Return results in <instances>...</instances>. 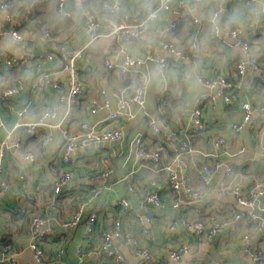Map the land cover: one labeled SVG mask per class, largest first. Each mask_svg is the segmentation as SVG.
Returning a JSON list of instances; mask_svg holds the SVG:
<instances>
[{"label":"crops","instance_id":"0c3cea01","mask_svg":"<svg viewBox=\"0 0 264 264\" xmlns=\"http://www.w3.org/2000/svg\"><path fill=\"white\" fill-rule=\"evenodd\" d=\"M23 4L26 0H20ZM115 0H107L112 2ZM129 12L141 15L145 9L155 0H118ZM178 0H173L169 10L162 12L154 25L166 26L176 20L179 12L186 15L187 20L181 23L177 29L176 39L181 49H186L189 43L195 39L199 44V54L196 60L175 59L167 51L160 47V35L152 28L140 39L121 45L116 35H105L91 40L89 31L80 15V7L76 0L69 1V8L73 13V19H56L55 3L51 0L44 5L37 6L29 23L17 28L25 33V40L19 47H14L6 39L0 38V49L7 50L15 57L38 55L42 51L53 54V60L43 63L40 71H36L33 61L27 65L7 68L0 65V92L16 78H22L26 88L17 97L4 99L0 103V116L3 125L0 127V140L17 132L15 110L27 105L29 112L24 117L30 122L37 118L42 109L52 103H57L60 108L54 119V123L74 133L78 130V123L88 121L90 126L100 128L107 124V109H97L91 113L92 106L98 101L99 89L108 91H121L123 86L130 84L127 77L104 67V57H109L124 48L131 54L150 56L141 66V71L148 77L146 89V101L144 107L131 104L117 122L121 127L123 136L113 143H93L86 148L75 152L76 161L72 169L73 189L71 192L77 195L74 200L68 193L64 196H55L51 193V182L58 176L63 167L60 162L61 151L59 145L62 142L60 127H40L36 134L24 140V148L36 155V162L32 165L21 163L17 153L10 149L3 162V175L10 183L7 191L0 193V239L5 235L11 236L14 246L11 251L17 252L16 259L19 264H41L37 262L29 249L28 226L24 224L22 213L28 215L36 211L39 206L44 209L50 222L56 229L55 235L47 237L42 243L45 247V260L43 264H138L140 257L121 242H116V249L120 250L125 260L117 263L113 260L106 261L99 254H90L82 262L76 255L77 247L86 244L85 228L79 223L72 230H63L60 222L66 219L74 209V202L88 192V187L93 182L90 178H81L82 173L94 172L103 166H108L111 175L102 183H94L101 186V191L94 203L105 207L100 214V222L106 224L108 219L115 215L117 198L125 196L128 176L135 185L142 189H160L164 195V204L160 208L151 206L139 207L136 196H131L132 206L144 213L152 212L151 223L152 238L142 237L144 243L149 244L159 264H163L164 256L171 248H176L180 243L188 245V251L183 254L181 261L184 264L192 259L195 264H256L244 251L242 235L250 237L249 244L258 251L264 252V228L257 222L248 219L235 220L233 211L246 208L237 204L235 198L230 195H222L217 186L223 179V173L227 167L235 171V182L246 191L248 187L255 185V181L264 185V84H260L251 77L249 66H246L245 75H239L235 68L237 57L247 58L240 46L234 41L222 35H211V28L207 22L214 17L220 28H237L244 37L249 40L252 51L259 55L260 63L264 67V13L261 10L263 0H257L255 7L248 0H204L200 5H195L193 0H184V8L177 6ZM102 0H90L88 7L97 9ZM198 18V24L189 23V18ZM27 20L24 10H20L14 19ZM50 24L53 37L56 42H66L69 50L75 51L78 47L87 44V50L82 59L76 61L81 71L85 85V94L79 98L71 119H65L68 112L67 91L69 89L68 74L62 69V61L57 50L49 43H40L42 27ZM9 27V26H8ZM7 30V27H3ZM165 58L167 61L166 76L161 77L157 70V59ZM187 71V75L183 71ZM47 73L49 77L56 76L64 88L63 95L53 88H48L42 93H32L30 84L40 73ZM216 78L227 77L231 82L232 102L226 103L217 95L216 88H205L198 77ZM122 88V89H121ZM207 93L213 97L210 102L214 108L206 106L203 109L205 129L202 133L190 138L192 146L198 149L194 153H185L176 163L175 167L189 182V184L201 192V217L206 225H211L215 220L228 219L229 224L218 231L211 239L201 240L194 230L184 225H178L175 230L169 229V223L175 215L185 213L188 220L193 221L196 216L191 208L183 203L179 209L172 207L173 194L166 188V175L163 172H155L150 160H144L145 166H139L140 159L132 150L134 138L142 135L148 147L156 144L147 136L148 121L163 105L169 110V116L174 121V129L180 131L179 139L161 146L164 162L174 159L176 145L183 139L182 133L193 130L192 109L196 105L201 94ZM248 101L253 109L251 120L244 122L238 132L234 126L242 123L243 112L241 104ZM14 106L13 110L8 105ZM115 108V98L111 96V109ZM166 121L164 122V130ZM20 131V130H19ZM46 135H51L52 140L45 149H41L40 140ZM223 137L222 144H216L217 136ZM172 143V144H171ZM174 152V153H173ZM207 154V155H205ZM55 160L56 170H52L51 162ZM202 163L210 164L217 176L211 187L203 186L198 178V169ZM100 187V186H99ZM40 190L43 198L39 206L27 196L32 191ZM51 193V194H50ZM180 200H185V195H179ZM82 200V199H80ZM79 201V200H78ZM93 203V204H94ZM103 209V208H102ZM259 217H263L259 215ZM126 228L133 231L138 229L134 219L129 214L126 219ZM27 228V229H26ZM138 234V233H137ZM97 240H94V243ZM63 244V252L58 256L57 251ZM0 245V255L2 252Z\"/></svg>","mask_w":264,"mask_h":264},{"label":"built area","instance_id":"2783aa9c","mask_svg":"<svg viewBox=\"0 0 264 264\" xmlns=\"http://www.w3.org/2000/svg\"><path fill=\"white\" fill-rule=\"evenodd\" d=\"M51 0H29V6H23L20 0H0V38L8 40L14 47H19L25 40V33L21 32L17 27L29 23L32 18V9L35 6L44 5ZM55 3V18L56 19H73V13L69 8L70 0H53ZM89 0H76L80 7V15L89 31L90 39L94 40L105 35H116L121 41V45L140 39L147 32L154 31L161 36L159 40L160 47L167 51L175 59L196 60L199 54V44L193 39L186 49H181L176 39L173 37L178 27L182 22L187 20L185 13L179 12L176 20L167 24L166 26L154 25L159 15L170 9L173 0H155L149 5L141 15H135L126 10L118 0L107 2L103 0L102 13L99 10L88 7ZM204 0H193L195 5H200ZM257 0H248V3L255 7ZM186 2L178 0L177 6L184 8ZM24 10L27 20L24 18L14 19L20 10ZM264 13V0L261 7ZM189 23L198 24V18H189ZM211 28V35L221 37L225 35L231 38L234 43L240 46L241 50L246 53L247 58L237 57L235 59V68L239 75H245L246 66H249L251 77L260 84H264V67L260 63L259 55L252 51L249 40H247L241 31L237 28H220L214 17L207 21ZM7 27L4 30L3 27ZM9 26V27H8ZM42 36L40 43H49L51 47L57 50L62 61V69L68 74L69 89L67 91V104H69L68 112L65 119H71L70 114L73 111L74 105L77 104L79 98L85 94V85L80 69L76 65L78 59L83 58V54L87 50V44L78 47L77 50H69L66 42H56L53 37V30L50 24H44L42 27ZM151 59L150 56H141L138 54H131L124 48L117 53L106 56L104 59V67L108 70L116 71L123 77H127L130 84L123 86L121 91H108L105 88L99 89V99L91 108V113H95L97 109L109 110L106 120L107 124L100 128L90 126L88 121L82 120L78 123V130L74 133L70 132L59 123L55 124L54 119L60 108L57 103L46 105L36 119L33 121H26L25 116L29 112V106L24 105L15 110L16 113V129L17 132L12 134V137H6L0 140V193L7 191L10 188V183L3 175V162L6 153L13 149L18 156L21 163L32 166L36 162V155L24 148V140L32 138L36 134V129L40 127H60L62 131V142L59 145L61 151L60 162L63 166L60 169L58 176L51 182V186L55 195L64 196L72 193L73 189L72 179L74 170L72 169L76 161L75 152L78 149L86 148L93 143H113L123 136L121 127L117 124L125 109L131 104L144 107L146 101V89L148 85V77L142 73L141 66L146 60ZM53 60V54L42 51L38 55H24L22 57H15L7 50L0 49V65L7 68L27 65L33 61L36 71H40L43 63ZM157 70L161 77L166 76L167 61L165 58L157 59ZM186 76L187 71H183ZM198 81L205 88H216L217 95L223 102H232V91L230 90L231 82L227 77L219 76L216 78L198 77ZM26 88L22 78H16L11 84L6 86L0 92V103L4 99H12L19 96ZM48 88L57 90L63 95L64 88L56 76L49 77L47 73H40L35 77L30 84V91L32 93H42ZM111 96L115 98V108L111 109ZM213 97L207 93L201 94L192 109V124L193 130L183 132V139L179 141V147L175 153L174 159L171 162H164L161 153V146L156 148L146 147L142 135L134 138V151L136 157L140 159L139 166L144 167V160L152 162V168L148 169L155 172H163L166 175V188L173 194L172 207L179 209L181 204L190 207L192 214L195 217L193 221L186 218L185 213L175 215L169 223V229L175 230L178 225H184L195 231L196 235L201 239H211L218 231H221L229 224L228 219L215 220L211 225L207 226L201 217V192L192 187L188 180L180 174L175 165L185 153H194L198 149L193 147L190 143V138L202 133L205 129L203 124V109L206 106L214 108L210 100ZM10 110L14 109L12 104L8 105ZM243 112L242 123L234 126V131L238 132L244 122L251 120L253 112L252 106L248 101L241 104ZM166 111L159 108L153 117L148 121V131L150 135L160 137L162 143H169V139L164 131V118ZM3 125V120L0 116V127ZM20 130V131H19ZM170 137L179 139L180 131L171 130ZM52 140L51 135H46L40 140L41 149H45L48 143ZM223 137L217 136L216 144L223 143ZM207 155V154H205ZM51 166H55V160L51 162ZM2 174V175H1ZM111 175V170L108 166H103L89 177L93 182L92 186L88 187V192L75 204V208L70 215L60 222V227L63 230H72L79 223L83 222L86 235V244L77 247L76 255L82 262L90 254H99L104 257L106 261L113 260L117 263H122L125 258L122 252L115 247V243L121 242L126 247L131 249L136 255L140 257L138 264H159L154 254L149 248V244L144 243L142 237L152 238L151 223L153 220V213L142 210H136L131 203L130 197L136 196L139 207L151 206L153 208H160L164 204V195L160 189L144 188L140 185H135L133 180L126 176V194L125 196L117 198L115 205L117 212L112 215L107 223L104 225L100 222V214L105 207L98 206L96 199L98 198L101 186L94 183H102L108 180ZM217 176L215 169L207 163H202L198 169V178L206 188L213 185ZM81 178H85L81 176ZM100 186V187H99ZM220 194L232 195L237 204L247 210H235L232 215L235 220L248 219L249 221L257 222L259 226L264 228V218L259 217L254 212L257 208L264 211V185L255 181V185L248 187L244 191L235 182V171L232 167H227L223 173V179L217 186ZM184 194L185 200H180L179 195ZM30 200H35L39 205L42 200V192L40 190L32 191L31 195L27 196ZM94 203V204H93ZM103 208V209H102ZM131 214L138 229L131 231L126 228L125 219ZM49 218L42 207L37 208L33 212L28 224V241L26 248L32 253L33 258L43 264L45 256V247L42 245L47 237L55 235L56 229L52 226ZM138 233V234H137ZM94 240L97 242L94 243ZM244 241V251L249 255L256 264H264V252L258 251L249 244L250 237L247 234L242 235ZM63 244L60 245L57 255L62 252ZM9 248V247H8ZM7 246L3 248L0 255V264H19L16 259L17 252L9 250ZM188 251L186 243H180L176 248H171L164 256L163 264H177L181 261L183 254ZM184 264H195L192 259H188Z\"/></svg>","mask_w":264,"mask_h":264},{"label":"trees","instance_id":"16d2710c","mask_svg":"<svg viewBox=\"0 0 264 264\" xmlns=\"http://www.w3.org/2000/svg\"><path fill=\"white\" fill-rule=\"evenodd\" d=\"M90 1V0H89ZM88 1V2H89ZM21 3V2H20ZM102 3H103V0H102V2L100 3V5L98 6V8L96 9V10H99V11H101L102 13H104V11H102ZM23 6H29L30 5V3H29V0H26L23 4H22ZM88 5V4H87ZM37 6H35V7H33V9H32V12H34V10H35V8H36ZM23 10V9H22ZM177 33V32H176ZM176 33H174L175 35H176ZM107 56V55H106ZM106 56L104 57V59L106 58ZM3 90V89H2ZM160 107L161 108H163L165 111H166V115H165V118H164V122L166 121V124H165V127H166V129L164 130L165 132H166V136L168 137V139H169V142H171L172 141V137H170V135H169V132L171 131V130H173L174 129V121H173V119L171 118V116H169V110L168 109H166L163 105H160ZM147 136H149V139H151L152 140V142H154V144H156L154 147H152V148H156V147H158V149H159V147L160 146H163V144L164 143H162V140L160 139V137H158V136H156V135H150L149 133H147ZM144 140V139H143ZM145 142V141H144ZM172 144V143H171ZM191 144H192V140H191ZM145 146L146 147H148V145L145 143ZM178 147H179V143L176 145V151H177V149H178ZM175 151V152H176ZM174 153V152H173ZM52 167V170H56V167L55 166H51ZM94 172H96V171H94ZM94 172H85V173H82L81 174V176H83V177H87V178H89V177H92V175H93V173ZM50 188H51V193L53 194V195H55L54 194V192H53V189H52V186H50ZM50 193V194H51ZM55 196H57V195H55ZM74 200L77 198V195L76 194H73V193H71V195H70ZM42 198H43V195H42ZM80 199H82V197L80 196L79 197V199L78 200H80ZM78 200L76 201V202H74V204H76L77 202H78ZM32 201V200H31ZM34 201V203H35V206L37 205L36 204V201L35 200H33ZM40 203H42V200H41V202ZM40 205V204H39ZM39 205H37V206H39ZM39 207H41V206H39ZM38 207V208H39ZM74 208H75V205H74ZM34 212V211H33ZM33 212L31 213V215L29 214L28 215V213H22V215H23V217H20V214H18V216H19V218L20 219H22V221L24 222V224L25 225H27L28 226V224H29V220H30V218H31V216H32V214H33ZM27 229V228H26ZM28 231V230H27ZM0 245L2 246V250H3V248L5 247V246H7V248L8 249H6V250H9L10 249V247H12V246H14V243L12 242V239H11V236H9L8 234L7 235H5L2 239H0Z\"/></svg>","mask_w":264,"mask_h":264},{"label":"water","instance_id":"95a60500","mask_svg":"<svg viewBox=\"0 0 264 264\" xmlns=\"http://www.w3.org/2000/svg\"><path fill=\"white\" fill-rule=\"evenodd\" d=\"M254 212H255L256 214H258V215L263 216V218H264V211H260V210H258L257 208H255V209H254Z\"/></svg>","mask_w":264,"mask_h":264}]
</instances>
